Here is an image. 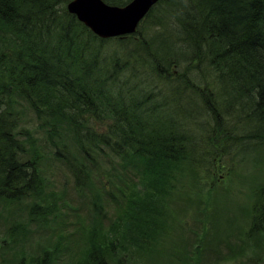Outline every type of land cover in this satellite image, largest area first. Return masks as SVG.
Instances as JSON below:
<instances>
[{"label": "trees", "instance_id": "1", "mask_svg": "<svg viewBox=\"0 0 264 264\" xmlns=\"http://www.w3.org/2000/svg\"><path fill=\"white\" fill-rule=\"evenodd\" d=\"M69 1L0 0V97L6 104L0 107V220L6 226L0 264H135L142 255L160 264L158 245L180 220L170 201L187 202L193 195L184 196L187 185L198 189L212 180L201 202L218 216L220 204L234 203L242 192L215 196L217 159L231 156L237 164L264 151V0H159L137 31L111 37L80 22ZM104 1L122 6L130 0ZM40 11L35 24L29 14ZM137 50L147 57L132 61ZM16 81L28 86L22 102L47 132L52 160L78 185L89 176L88 165L107 152L150 169L144 200L135 206L131 198L128 219L120 214L110 226H90L83 253H72L73 243L62 238L61 207L46 200L58 199L46 189L44 145L23 126L18 102L6 103ZM114 81L120 86L107 90ZM135 128L138 139L131 134ZM19 138L32 144L25 156ZM178 167L197 179L173 192L168 179ZM21 176L30 179L7 196L9 179ZM240 179L235 172L234 181ZM248 190L249 205L241 204L249 231L262 232L264 172Z\"/></svg>", "mask_w": 264, "mask_h": 264}, {"label": "rangeland", "instance_id": "2", "mask_svg": "<svg viewBox=\"0 0 264 264\" xmlns=\"http://www.w3.org/2000/svg\"><path fill=\"white\" fill-rule=\"evenodd\" d=\"M31 120L26 116L23 126L31 129L37 137L33 138L45 147L42 149L46 152L43 155L46 189L56 193V198L61 203V214L67 217L63 226L65 232L61 231L62 238L67 236L69 243H73L72 253H83L88 244L86 232L89 227L94 224L110 226L120 214L128 219L131 213V198V204L135 206L144 200L151 186L149 177L143 175L144 166L138 160H124L107 152L99 156L94 165H88L89 176L78 185L76 177L69 169L60 165L58 160H52L54 157L50 151L53 148L42 138L44 127H41L37 119L30 122ZM101 124L102 122L95 121L96 126ZM229 159L231 156L227 158ZM234 163L236 161L226 163L223 169L214 171L217 177L214 180L217 184L215 196L224 190L232 193L242 192L234 203L223 205L220 204L222 200H219L218 216L212 215L213 206H210L206 213L201 202L207 197V188L212 184V180L208 182L204 179L198 189L187 185V188L183 189L184 196L193 192L187 202L178 195L174 197L179 200L170 201L168 207L172 206L180 213V220L166 234L168 238L162 239L158 245L162 251L158 256L160 264H264V228L262 232H258L260 229L249 231L250 220L247 219V213L241 204H248V189L257 177H262L264 151L261 155L250 156L243 162ZM234 165L236 168L232 172ZM165 171L169 169L166 168ZM235 172L241 174L242 180L234 181ZM246 176L251 179H246ZM196 179L194 173L182 169L181 173L175 174V179L172 178L175 181L173 192H180L187 180ZM222 207L228 213H223ZM25 216L26 214L23 215ZM5 227L0 220L1 233L5 231ZM166 235L162 237L166 238ZM30 252L33 253V249L30 248ZM142 256V259L134 257L131 262L149 264L144 255Z\"/></svg>", "mask_w": 264, "mask_h": 264}, {"label": "bare ground", "instance_id": "3", "mask_svg": "<svg viewBox=\"0 0 264 264\" xmlns=\"http://www.w3.org/2000/svg\"><path fill=\"white\" fill-rule=\"evenodd\" d=\"M73 0H70L67 4V8H69L71 2ZM104 3L103 5L104 6H114V5H111L109 3H107L106 1L102 0ZM133 0H130L128 1L125 5H122L121 7H127ZM46 9V8H45ZM46 11V10H44ZM80 22H83V20H81L78 16V14L76 13H73ZM30 20L32 22H34L35 24H38L40 22V18L42 17V11L38 12V14L36 15L34 12L30 13ZM147 14H144L137 22V25H136V28L133 32L137 31L139 25L145 20ZM20 32V31H19ZM132 32V33H133ZM13 36L16 38V40L21 43L23 45L22 48H26V46L24 45H27V41H25L21 35L19 34H15L14 32L12 33ZM23 39V40H22ZM231 47L233 46V44L230 45ZM234 46L237 47V48H241V44L239 43V41H235L234 43ZM147 52L143 51V50H137L135 51L134 53V57H131L132 61H135V60H138L139 58L141 59H145L147 57ZM128 61V60H127ZM138 62V61H137ZM26 83L23 82V81H16L14 83H12L11 85L14 87V89L11 90V92L6 95L5 97V100H6V103L9 105V106H12L14 105L15 103H17L16 105V112L18 114V117L20 118L21 121H24V118L26 116H29L32 120L30 122H32L34 119H37L38 118V115L34 112V110L32 109V107L28 104H24L22 102V99H24V96L26 94V88H28V86L25 85ZM120 86V84L116 81L114 82H111V84H108L106 86V89L107 90H110V89H115L116 87ZM5 101H3V99L0 97V107L2 108L3 106H6V104L4 103ZM27 128V127H26ZM29 130V132L34 136L33 132L31 129L27 128ZM43 132V136L42 138L43 139H47V132L44 130L42 131ZM139 129L135 128L131 134L135 136L136 139H138L141 135H138L139 133ZM137 135V136H136ZM36 137V136H34ZM37 138V137H36ZM19 141V146H21L22 150H23V153L22 155L25 156V154L28 152V151H31L32 150V144L29 143V142H24L22 138H19L18 139ZM197 148H203V143H201V145L197 146ZM221 152L222 151H226V148H222L220 149ZM29 159L31 158L30 156H33V154H27L26 155ZM189 157H191L190 155H188ZM40 158L42 157V155L39 156ZM230 161V162H229ZM234 161L232 159H229L227 160V158H223V157H219L217 159V162L214 164V167H215V170L217 171H220L219 169H223V167L225 166L226 163H233ZM168 169H172V166H168ZM178 171L181 173L182 172V169L180 167H178ZM24 174L25 173H29L30 172V169L29 168H26L23 170ZM143 175L149 177L150 176V169L146 168L144 166V170H143ZM172 178L175 179V176L171 175L168 179V182L173 184L175 186V181L172 180ZM30 177L28 176H21V177H17L16 180H12V179H9L8 181V184H7V190H6V195L8 196L10 193H17L19 192V190L13 188L16 184L20 183L19 186L22 187L24 185V182L25 180H29ZM19 187V188H20ZM152 188V187H151ZM5 189L3 188H0V194H4V191ZM152 192L157 195V192L155 191V189L152 188ZM218 199V197H216ZM23 201L27 203H29V200L27 198H22ZM49 203H52L54 206H60L61 203L60 201L58 200H55V199H51V198H47L46 199ZM62 215V219L63 220H67V217L64 215V214H61ZM105 215V214H104Z\"/></svg>", "mask_w": 264, "mask_h": 264}, {"label": "water", "instance_id": "4", "mask_svg": "<svg viewBox=\"0 0 264 264\" xmlns=\"http://www.w3.org/2000/svg\"><path fill=\"white\" fill-rule=\"evenodd\" d=\"M158 0H133L127 7L104 6L102 0H73L68 8L101 37L131 33Z\"/></svg>", "mask_w": 264, "mask_h": 264}]
</instances>
